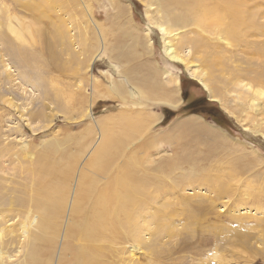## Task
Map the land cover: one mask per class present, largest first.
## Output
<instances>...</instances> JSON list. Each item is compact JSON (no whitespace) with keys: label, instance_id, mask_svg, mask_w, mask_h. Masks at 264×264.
Here are the masks:
<instances>
[{"label":"rangeland","instance_id":"374dc122","mask_svg":"<svg viewBox=\"0 0 264 264\" xmlns=\"http://www.w3.org/2000/svg\"><path fill=\"white\" fill-rule=\"evenodd\" d=\"M176 5L0 0V264H26L35 240L38 264H264V0L241 1L233 37L170 27ZM159 26L211 94L167 59ZM170 78L175 107L157 93ZM122 164L134 194L118 235L97 222L68 241L81 177L90 209ZM49 167L64 205L42 233L32 178Z\"/></svg>","mask_w":264,"mask_h":264},{"label":"bare ground","instance_id":"6f19581e","mask_svg":"<svg viewBox=\"0 0 264 264\" xmlns=\"http://www.w3.org/2000/svg\"><path fill=\"white\" fill-rule=\"evenodd\" d=\"M241 1L242 0H188V1L167 0V3L172 2L174 4H177L176 7H177V10L179 11L178 16L169 21V22H171V24L169 22H167V23H169L170 27H173V26L182 27L185 25L190 27L191 25H193L194 27H196L202 31L213 30V29H210V28H212V26L220 27V31H218L219 30L218 28H214V30H217L219 34H222L224 32L230 33L229 37H233V36H231V34H234V33H232V32H234L233 30L237 29L236 28L238 26L237 24L240 22H241V25L243 24L242 21H243L244 17L242 19H240L242 17L241 16L242 13H240V10L238 8V6L241 4ZM206 3H209L211 5L213 4V6L208 7V6H206L207 5ZM165 9H164L165 13L167 15H169V13L171 11L165 10ZM172 10H173V8H172ZM230 10H233L234 12H236L237 17L239 19L236 18L235 16L233 17L234 12L231 13ZM196 11L199 12V17L198 18L195 17L197 19H195L192 16V14L196 13ZM206 17L208 18V20H206ZM251 18L255 19V18H253V16ZM235 22H237V24L233 25ZM249 22L253 23L254 27H255V25H257L255 20H253V21L249 20ZM247 24H245V25H247ZM240 26H238V27H240ZM156 28H158V30H159L158 34L160 36V41L162 43V51H163L164 55L167 57V59L181 65L184 68L185 73H187L191 79H194L197 82H199L201 84L202 88L206 92H208V94H211V90L201 80H199L198 75H196V73H194L193 70L188 68L189 65H186L182 58H180L179 56L174 54L172 48L169 49V48L165 47L166 42H165L164 36L167 34V31L164 28H162L161 26L156 27ZM205 29H209V30H205ZM238 31L240 32V30H238ZM198 43H199V45L204 46L202 41H198ZM257 53L264 54V51L259 49L257 51ZM220 60L224 63V60H222L221 58H220ZM212 66H213V63H212ZM217 67L224 68V67H220V66H217ZM257 74H259V73H257ZM261 75H263V74H261ZM258 78H260V77H258ZM167 81H168L167 87H166V84L160 85L159 88L157 87L158 97L161 98V99H159V101L163 100L164 101L163 104L170 106V107H175L176 106L175 105V103H176L175 82H173L174 80L172 78H170ZM258 81H259V79L257 81H254V82L258 83ZM137 94H140V92ZM194 122L195 121L182 123L180 128L182 126H183L182 129H184L185 126L197 127ZM113 157L112 156L106 157L103 167L99 168L101 175L105 176V174L107 175V173L110 171L111 166L114 162ZM95 162H96L95 159H93V158L90 159L87 163L86 168L91 170V168L93 167ZM58 164H59V162H58ZM122 169L129 170L128 174H126L127 177H125L124 173H122L120 171ZM37 172H38L37 173L38 175H36L32 178V182L34 184V194L31 197V203L33 205L34 212L36 214L37 213L39 214V220H40L38 222L39 230L42 233H45L44 231H47V229H49V226H48L49 220L53 217L57 218L58 214H60L62 207L64 205V202L59 201L60 196L61 197L63 196V191L61 188H57V184L60 181V179L62 178V175L59 173V170L57 168L51 169L50 167L47 169H45V168H42L41 170L38 169ZM131 172L133 174L134 170L130 169L129 164H126V165L122 164V166L120 168H117V174L110 177L112 180L109 183L103 184L104 189H103L102 193L99 195L98 200L91 199L90 203H92V205H91L90 209L89 208H87V209L82 208V204L86 203L88 193L91 189L90 186L92 184L86 183V180L84 179V177L83 176L81 177V181H82L84 187L78 186L76 189L78 194L74 198L75 200H74V203H73L72 209H71L72 216H73V222H72V226L71 225L69 226V230H67V233H66L68 236V238H67L68 241H70L71 238H73L74 236H78L80 238L90 237V236L85 235L83 228L87 227L89 225H92L94 223H97V222H100L98 224V227H100V228H103L106 226H111L112 228L115 229V231H112V235L114 237L118 235L117 229L119 228L121 221L125 218L126 211H127L128 207L132 204V197L134 194V188L131 186V183H129L133 179V177H131L129 175ZM126 178H128L129 180H126ZM130 178H132V179H130ZM143 178L146 179L145 177H143ZM138 181L139 180L136 179L134 182H138ZM89 184H90V186H89ZM64 187H65V185H64ZM31 192H33V191H31ZM90 193L93 194V191ZM250 194H251L250 195L251 197L254 196L253 193H250ZM25 200L27 201L28 198L25 199V197L21 196L18 202L24 203ZM78 231H80V232H78ZM78 233H80V234H78ZM40 239H42V237L37 236V240H40ZM68 241L65 244L66 248H72V245ZM35 242H36V240H35ZM35 242L32 245L31 250L29 249V251H31V252L26 258V264H38L40 261L39 256L42 254V252L44 250L41 249L39 246H37V243H35ZM82 257H84V256L80 255V254H77L76 256L74 255L73 260H72V262H74L73 264H81V262L83 261L81 259Z\"/></svg>","mask_w":264,"mask_h":264},{"label":"crops","instance_id":"0c3cea01","mask_svg":"<svg viewBox=\"0 0 264 264\" xmlns=\"http://www.w3.org/2000/svg\"><path fill=\"white\" fill-rule=\"evenodd\" d=\"M148 88V87H147Z\"/></svg>","mask_w":264,"mask_h":264}]
</instances>
